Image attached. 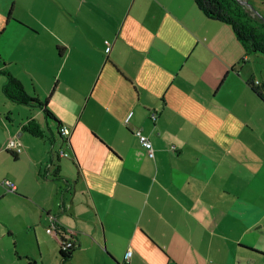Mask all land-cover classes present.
Instances as JSON below:
<instances>
[{
  "label": "crops",
  "instance_id": "0c3cea01",
  "mask_svg": "<svg viewBox=\"0 0 264 264\" xmlns=\"http://www.w3.org/2000/svg\"><path fill=\"white\" fill-rule=\"evenodd\" d=\"M243 56L231 26L194 0H0V70L69 129L66 148L39 107L16 127L0 111V264H24L25 255L45 264L47 237L37 229L50 215L78 243L65 264H122L127 250L126 264H222L209 259L221 248L199 230L204 211L223 190L231 199L249 190L264 159V101L247 83L259 80L264 95V55ZM29 117L43 119L45 137L21 130ZM10 137L23 146L15 159L4 149ZM60 144L74 165L68 177ZM24 158L41 161L39 193L10 172ZM30 227L39 252L18 239ZM51 240L46 264H59Z\"/></svg>",
  "mask_w": 264,
  "mask_h": 264
},
{
  "label": "rangeland",
  "instance_id": "374dc122",
  "mask_svg": "<svg viewBox=\"0 0 264 264\" xmlns=\"http://www.w3.org/2000/svg\"><path fill=\"white\" fill-rule=\"evenodd\" d=\"M247 3L258 15L264 16V0H247ZM37 109V106H27L8 99L3 93L0 85V111L10 110V115L13 118L12 127H16L18 124L17 120H20L21 117L23 118L24 114H28L29 110L35 112ZM0 116L1 120L5 123V116L2 113ZM40 121L44 129L47 130L43 119H40ZM4 130L5 128L3 124L0 123V138ZM53 132L54 136H59L55 130H53ZM35 141L42 144V140L36 139ZM45 143L49 149L51 146L50 141L46 140ZM60 146L62 147L61 149H63V145L60 144ZM38 147L39 148L35 149L36 153H38V150L40 149V146ZM66 156H68V154ZM60 161V174L66 177L70 176V170L74 165L70 160H67L65 156H63ZM40 163L41 161L38 159L28 158L16 162L11 161L10 167L13 171L10 172L21 173L23 182H27L26 185L31 189V192L38 191L37 193H39L43 187L41 186L43 173H40L39 171ZM255 164L256 171H254V183L249 190L235 191L237 196L232 199L228 198L226 190H223V199H221L218 204L215 203L213 207H206L207 210H209L207 214L206 211L201 209V213H203V211L205 213V219L204 223L201 224L203 228H200L199 230H205L206 232L205 245L208 246L211 243L212 247L221 248L216 256L212 254L210 255L209 259L211 261L221 262L222 264H264V255L252 253L244 249H237L236 246L240 243L264 253V159H256ZM260 164H262L261 167ZM195 224L196 223L193 220L192 225L194 226ZM30 228V235L23 231L20 233L18 239L24 242L25 248L30 247L31 243V246L35 247L37 252H39V245L36 244L35 241L37 237L35 238L32 230L33 227ZM38 233L41 237L43 234L47 237L45 239V248L43 247L44 256H46V254L52 256L53 253H50V248L53 242L49 237V233H47L44 228H42V230L37 229V234ZM51 256L49 259L45 258V264L51 260ZM37 264H44V262L39 258Z\"/></svg>",
  "mask_w": 264,
  "mask_h": 264
},
{
  "label": "trees",
  "instance_id": "16d2710c",
  "mask_svg": "<svg viewBox=\"0 0 264 264\" xmlns=\"http://www.w3.org/2000/svg\"><path fill=\"white\" fill-rule=\"evenodd\" d=\"M194 3L208 18L227 23L231 26L236 39L240 42L243 48V57L252 53L264 55V16L258 15L254 9L248 5L247 0L246 4L241 3L239 0H194ZM0 73H3L6 76L1 87L6 97L13 102L39 107L43 112L44 118L52 121L58 131L61 123L47 107L46 101L40 100L35 91L33 94L28 93L22 82L8 70H0ZM247 83L256 95L264 101L262 86L255 84L251 79H248ZM20 128L22 131L40 138L45 137L46 134L45 129L33 117H29L21 123ZM58 134L61 136L62 141L66 144L67 148V146H69L68 139L66 140L59 131ZM53 137L54 136H49V140H52ZM6 152L14 159L16 158V154L7 150ZM57 156V153H53V156L51 157L57 158ZM56 168V170H58L59 164L56 165ZM49 235L56 242L59 264H65L71 258L72 252L78 245L76 242L77 240L73 238L74 232L58 226V228ZM66 240L71 241L69 246L64 244ZM254 251L264 254L256 249H254ZM24 258L26 259L24 264H37L35 259L29 255H25Z\"/></svg>",
  "mask_w": 264,
  "mask_h": 264
},
{
  "label": "built area",
  "instance_id": "2783aa9c",
  "mask_svg": "<svg viewBox=\"0 0 264 264\" xmlns=\"http://www.w3.org/2000/svg\"><path fill=\"white\" fill-rule=\"evenodd\" d=\"M255 84H259V80L255 79L254 80ZM156 117V112L153 111L150 113V118L155 119ZM59 133L67 140V136L69 134V129L67 126L65 125H61L58 129ZM135 134L138 137L139 142L141 143V145L144 147V149L146 150V153L149 157H153L154 156V151H153V146L151 141L149 140V138L147 137V135H145L144 133H142L139 129L135 130ZM22 144L21 142L15 138V137H10L8 138L5 143H4V149L8 150V151H12V153H19L22 150ZM171 147H173V145H171ZM58 154L61 156H66L68 153L67 151H65L64 149H59L58 150ZM1 183L5 186V188L7 190L10 191H14L15 190V184L13 181L8 180V179H3L1 181ZM55 216L54 215H50L49 216V222L46 226V231L47 233H53L55 231V229L58 227L57 223L55 222ZM64 244L66 246H69L71 244V241L66 240L64 242ZM131 251L127 250L124 256V261L122 262V264H126V262L128 261V257L130 255Z\"/></svg>",
  "mask_w": 264,
  "mask_h": 264
},
{
  "label": "water",
  "instance_id": "95a60500",
  "mask_svg": "<svg viewBox=\"0 0 264 264\" xmlns=\"http://www.w3.org/2000/svg\"><path fill=\"white\" fill-rule=\"evenodd\" d=\"M241 3H244L246 4V0H239ZM261 16V15H260ZM263 20H264V17H263Z\"/></svg>",
  "mask_w": 264,
  "mask_h": 264
}]
</instances>
